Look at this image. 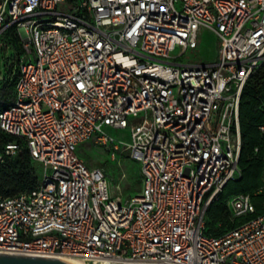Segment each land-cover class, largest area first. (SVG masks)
Here are the masks:
<instances>
[{"label":"built area","instance_id":"2783aa9c","mask_svg":"<svg viewBox=\"0 0 264 264\" xmlns=\"http://www.w3.org/2000/svg\"><path fill=\"white\" fill-rule=\"evenodd\" d=\"M18 34L14 96L0 129L42 168L32 189L0 196V253L86 264H264V214L218 237L204 214L240 174L239 103L264 65V0H0V36ZM203 31L214 62L182 61ZM125 133L126 140L106 130ZM122 145L142 190L109 196L78 148ZM253 213L248 195L230 200Z\"/></svg>","mask_w":264,"mask_h":264},{"label":"trees","instance_id":"16d2710c","mask_svg":"<svg viewBox=\"0 0 264 264\" xmlns=\"http://www.w3.org/2000/svg\"><path fill=\"white\" fill-rule=\"evenodd\" d=\"M1 36L0 112L13 99L18 64L23 56L21 41L14 29H8ZM239 125V178L228 181L210 203L207 220L204 218L205 233L209 236L218 237L264 214V65L253 72L244 85L239 103ZM17 141L0 129V150ZM34 164L26 150L6 158L0 164V196L11 197L32 190L39 180ZM237 195H248L255 211L240 216H235L231 208L228 211L227 202Z\"/></svg>","mask_w":264,"mask_h":264},{"label":"rangeland","instance_id":"374dc122","mask_svg":"<svg viewBox=\"0 0 264 264\" xmlns=\"http://www.w3.org/2000/svg\"><path fill=\"white\" fill-rule=\"evenodd\" d=\"M20 39V38H19ZM3 37H0V41ZM199 49L194 52H187L183 55L182 61L210 64L214 62L217 54L218 39L213 32L203 31L199 39ZM3 71V53L0 46V78ZM1 89V86H0ZM106 132L118 140H126L125 133L107 129ZM102 144L99 141L90 140L80 145L78 155L84 161L87 168L101 169L109 185V196L115 200L124 202L140 194L142 190V178L140 164L130 158L129 152L124 150L122 145ZM38 170L39 178H42V168L34 164ZM236 177L235 179H238ZM230 211V200L227 202ZM210 206L205 210L204 218L207 220V213Z\"/></svg>","mask_w":264,"mask_h":264},{"label":"water","instance_id":"95a60500","mask_svg":"<svg viewBox=\"0 0 264 264\" xmlns=\"http://www.w3.org/2000/svg\"><path fill=\"white\" fill-rule=\"evenodd\" d=\"M0 264H76L64 258L0 253Z\"/></svg>","mask_w":264,"mask_h":264},{"label":"bare ground","instance_id":"6f19581e","mask_svg":"<svg viewBox=\"0 0 264 264\" xmlns=\"http://www.w3.org/2000/svg\"><path fill=\"white\" fill-rule=\"evenodd\" d=\"M64 259H67V260H69V261H71V262H74V263H76V264H86V263H83V262H81V261H79V260H77V259H74V258H68V257H63ZM101 264H106V263H101Z\"/></svg>","mask_w":264,"mask_h":264},{"label":"crops","instance_id":"0c3cea01","mask_svg":"<svg viewBox=\"0 0 264 264\" xmlns=\"http://www.w3.org/2000/svg\"><path fill=\"white\" fill-rule=\"evenodd\" d=\"M259 192H260V190H259Z\"/></svg>","mask_w":264,"mask_h":264}]
</instances>
